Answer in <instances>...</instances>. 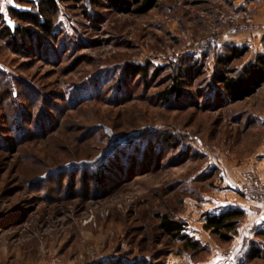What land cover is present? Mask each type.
<instances>
[{
	"label": "rangeland",
	"instance_id": "rangeland-1",
	"mask_svg": "<svg viewBox=\"0 0 264 264\" xmlns=\"http://www.w3.org/2000/svg\"><path fill=\"white\" fill-rule=\"evenodd\" d=\"M28 2L38 0H0L5 25ZM237 3L158 0L142 15L103 6L85 18L58 1L53 36L37 30L20 47L0 34V264H264L247 256L264 227L253 211L229 242L202 227L206 213L253 201L238 193L251 172L239 168L264 136V86L231 103L213 78L223 39L240 34L228 30L258 26V5ZM194 61L182 94L163 100ZM146 63V78L125 75ZM105 164L113 172L96 184ZM162 214L185 224L196 251L161 233Z\"/></svg>",
	"mask_w": 264,
	"mask_h": 264
},
{
	"label": "trees",
	"instance_id": "trees-1",
	"mask_svg": "<svg viewBox=\"0 0 264 264\" xmlns=\"http://www.w3.org/2000/svg\"><path fill=\"white\" fill-rule=\"evenodd\" d=\"M58 1L81 5V14L88 18L92 8L103 6L117 12L142 15L154 8L158 0H38L36 5L33 2H28L32 5V11H19L11 7L7 9L9 17L16 21L13 28L5 25L0 14L1 36L13 45L18 43L20 47H25V45L32 43L34 39L39 38L35 32L37 30L43 35L53 36L55 34V18L59 12ZM35 47L38 48V45L36 44ZM247 52L248 48L246 47L225 46L224 53L216 56L214 82L221 87L224 97L231 103L252 96L259 88L264 86V54L257 56L254 61L245 64L240 70L230 68L235 61L243 58ZM151 67L150 63L144 65L128 64L125 66L124 72L127 77L144 79L149 75ZM197 67L198 65L194 61L188 69H179V72H176L177 78L174 79L175 81L161 93L162 99L166 100L170 95L179 97L182 94V80L179 79L185 75L189 76L195 72L197 73ZM162 71L163 68H153L150 77H158ZM7 83L11 82L8 81ZM7 88L4 89L5 93L3 95L8 94L11 97L12 91L7 92ZM18 119L23 122L20 115H18ZM25 119L24 121H26ZM112 172V166L109 164L101 165L98 170L91 172V179L96 184H100ZM243 217L244 211L241 209H222L215 213H206L202 227L205 231H209L216 236L218 240L229 242L237 233V228ZM157 219L158 228L164 236L173 241L182 242L185 250L196 251L198 249L199 243L187 238L184 234V223L174 220L166 214L158 215ZM260 229L257 230L255 235L261 241L259 244H252L248 251L247 256L252 259H264V227Z\"/></svg>",
	"mask_w": 264,
	"mask_h": 264
},
{
	"label": "crops",
	"instance_id": "crops-1",
	"mask_svg": "<svg viewBox=\"0 0 264 264\" xmlns=\"http://www.w3.org/2000/svg\"><path fill=\"white\" fill-rule=\"evenodd\" d=\"M237 2V6L240 10L247 9L248 4L258 5V8L255 12V20L258 23L257 29L250 32H243L234 36H226L223 39V42L227 46L248 48V52H251V59L247 62L249 63L250 61H254L257 56L264 54V0H237ZM256 122H259V125L264 126V114L257 115ZM243 170L251 171L257 174L262 180H264V136L259 149L253 152L252 157L243 167L239 168V171ZM241 207L242 208H233L241 209L246 214L248 210L251 211L252 207H260L264 211V204L253 201H247ZM215 212L218 211H213L212 213ZM259 219H261L262 221L261 224L264 225V215L259 217Z\"/></svg>",
	"mask_w": 264,
	"mask_h": 264
},
{
	"label": "built area",
	"instance_id": "built-area-1",
	"mask_svg": "<svg viewBox=\"0 0 264 264\" xmlns=\"http://www.w3.org/2000/svg\"><path fill=\"white\" fill-rule=\"evenodd\" d=\"M257 29L255 27L240 26L232 27L228 30L227 34H237ZM212 40H205L201 45L207 47L212 45ZM220 164L219 160H216ZM238 193L244 197L250 198L254 202L264 204V181H261L258 177L254 176L251 172H245L242 175V181L238 186ZM251 211L259 218L264 215V211L260 207H252Z\"/></svg>",
	"mask_w": 264,
	"mask_h": 264
},
{
	"label": "snow or ice",
	"instance_id": "snow-or-ice-1",
	"mask_svg": "<svg viewBox=\"0 0 264 264\" xmlns=\"http://www.w3.org/2000/svg\"><path fill=\"white\" fill-rule=\"evenodd\" d=\"M9 2L11 3V0H9Z\"/></svg>",
	"mask_w": 264,
	"mask_h": 264
}]
</instances>
